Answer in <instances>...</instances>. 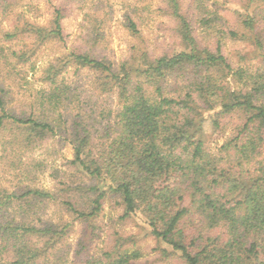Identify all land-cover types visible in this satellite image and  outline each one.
Returning a JSON list of instances; mask_svg holds the SVG:
<instances>
[{"label": "trees", "instance_id": "1", "mask_svg": "<svg viewBox=\"0 0 264 264\" xmlns=\"http://www.w3.org/2000/svg\"><path fill=\"white\" fill-rule=\"evenodd\" d=\"M14 1L0 0V8L3 12L12 11ZM162 1L176 19L184 51L155 58L141 52L136 69L128 59L116 63L89 53H74L79 66L97 74L95 89L102 95L114 96L116 105L108 111L112 119L96 151L90 148L92 132L80 128L82 121L73 123V162L92 177L110 180L112 191L121 196L125 205V216L142 211L149 219L152 234L170 244L186 264H264V165L258 171L244 166L261 155L264 146V72L234 69L220 41L215 48L200 44L193 12L203 15L200 23L206 30L216 21L212 17L216 14L206 8L203 0H193L190 12L184 10L183 0ZM61 14V10L55 11L54 26L49 31L60 38ZM241 17L245 27H253L254 15ZM93 18L96 16L92 17L95 25L97 19ZM127 27L133 34L139 32L137 21L130 16ZM33 29L41 38L46 28L33 24ZM20 30L22 26L14 25L3 31L2 38L13 40ZM229 34L231 38L239 35L230 31L224 36ZM25 54L11 50L10 56L21 59ZM54 68L50 65L43 71L46 86L37 92V108L42 112L37 117L15 114L9 107L10 91L0 83V132L7 126L19 130L9 141L11 146L23 138L19 133L24 130H30L24 138L29 141L66 128V117L70 116H65L61 108H66V95L72 92L58 81ZM186 69L190 70L185 73ZM229 75L237 89H231L226 80ZM170 78L189 83L183 97L170 94ZM211 109L216 110L217 126L220 116L235 110L248 116L242 133L221 146L226 153L221 157L206 147L201 130L196 127L201 112ZM3 147L8 150L6 142ZM105 195L102 190L88 207H79L72 199L63 204L80 218L95 217ZM54 200L55 193L45 188L10 190L0 185V244L11 255L12 264H65L62 248L57 250L62 237L55 238L60 225L29 221L39 212L33 209L37 204ZM41 239L45 240L43 245L36 243ZM105 256L99 264H132L140 253L106 252Z\"/></svg>", "mask_w": 264, "mask_h": 264}, {"label": "rangeland", "instance_id": "2", "mask_svg": "<svg viewBox=\"0 0 264 264\" xmlns=\"http://www.w3.org/2000/svg\"><path fill=\"white\" fill-rule=\"evenodd\" d=\"M203 2L216 14L212 16L216 21L211 29L206 30L200 23L203 15L192 11L200 44L215 48L220 41L222 51L234 69L242 67L263 73L264 0ZM14 3L12 11L3 12L0 8V56L4 55L0 61V83L10 91L9 107L21 117H37L42 113L38 111L36 96L41 87L46 86L43 71L50 65L55 66L53 73L57 72L58 81L68 85L72 93L66 95V108H61L65 116H70L66 117V128L45 134L40 140L32 137L29 141L24 138L30 130H24L19 133L23 138L12 146L9 141L14 140L19 130L16 126L1 129L0 185L10 190L40 187L55 193L56 200L33 208L39 212L29 221L39 225L44 221L60 225L55 238L62 237L57 250L62 248L65 264H99L105 261L106 252L114 255L123 251H139L140 258L132 260V264H186L170 244L152 234L149 219L142 211L125 216V205L121 196L112 191L110 180L92 177L73 162L76 127L73 123L82 121L80 128L92 132L90 148L96 151L112 119L108 111L116 105L114 96L102 95L95 89L97 74L88 67L79 66L73 58L74 53H89L116 63L128 59L133 65L131 67L136 69L141 52L155 58L163 54L172 56L186 49L176 30V19L168 13L162 0H15ZM193 6V0H183L185 11L190 12ZM57 9L62 12L61 38L49 34ZM247 13L255 16L252 28L245 27L242 22L241 14ZM204 15L211 17L207 12ZM93 16L97 19L95 25ZM128 16L138 23L139 32L136 34L127 27ZM26 21L29 24L26 25ZM33 24L46 28L41 38L34 32ZM14 25L23 27L17 38H2L3 31H9ZM230 31L238 32V37L231 38L230 34L225 37ZM242 35L246 38L243 39ZM11 50L26 54L17 59L10 56ZM189 70L186 69L185 73ZM197 78L202 79L201 75ZM226 80L231 89H237L231 75ZM168 84L170 94L175 97H183L189 90V83L183 84L181 78L177 82L170 78ZM215 112L213 109L202 111L197 117L196 127L201 130L200 136L206 147L221 157L226 154L221 146L242 133L248 116L242 110H235L220 116L217 126ZM5 142L8 150L3 147ZM252 160L245 162L244 166L258 171L260 165H264V146L261 155ZM91 187L98 188V191L91 190ZM102 190L106 195L95 217L80 218L63 204L72 199L79 207H88ZM37 217L42 220H37ZM36 243L43 245L45 240H36ZM0 264H12L11 255L2 244Z\"/></svg>", "mask_w": 264, "mask_h": 264}]
</instances>
